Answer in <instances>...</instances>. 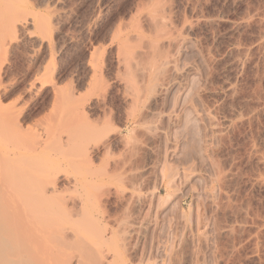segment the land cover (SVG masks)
I'll return each mask as SVG.
<instances>
[{"label":"rangeland","instance_id":"1","mask_svg":"<svg viewBox=\"0 0 264 264\" xmlns=\"http://www.w3.org/2000/svg\"><path fill=\"white\" fill-rule=\"evenodd\" d=\"M0 146L105 264H264V0H0Z\"/></svg>","mask_w":264,"mask_h":264},{"label":"bare ground","instance_id":"2","mask_svg":"<svg viewBox=\"0 0 264 264\" xmlns=\"http://www.w3.org/2000/svg\"><path fill=\"white\" fill-rule=\"evenodd\" d=\"M6 154L0 146V157ZM58 166L41 180L21 177L14 182L7 181L8 175L0 166V264H105L102 252L94 253L90 248L88 218L83 210L71 206L67 197L71 182L66 176H57L68 172L69 159L64 158ZM104 234L98 237L103 242L108 240Z\"/></svg>","mask_w":264,"mask_h":264}]
</instances>
